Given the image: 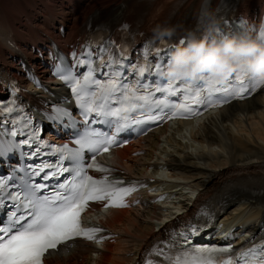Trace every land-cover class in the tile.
Masks as SVG:
<instances>
[{
  "label": "snow or ice",
  "instance_id": "6c2138e0",
  "mask_svg": "<svg viewBox=\"0 0 264 264\" xmlns=\"http://www.w3.org/2000/svg\"><path fill=\"white\" fill-rule=\"evenodd\" d=\"M207 6L206 0L204 7ZM224 25L231 27L227 19ZM127 28V25L122 26L123 30ZM195 31L198 37L202 34L198 26ZM235 31L239 34L242 29ZM215 34L224 35V29L218 26ZM173 36L174 33L169 40ZM257 40L264 42V28ZM186 43V37L178 41V44ZM113 45L112 41L100 45L88 43L80 56L73 53V64L59 58L55 67L53 74L71 90L83 120V128L73 133L75 138L71 145H52L42 140L32 118L14 99L6 104L0 102V160L18 151L21 157H55L54 162L42 160L38 164L12 169L10 174H0V208L7 209L0 218V264H45L48 256L59 252L61 246L71 251L78 241L99 245L107 239L99 236L105 231L103 228L86 226L83 216L95 203L103 202L104 209L128 207L126 198L137 190V182L125 186L123 180L109 179L115 169L97 160L111 148L122 146L118 142L119 133L133 125L202 114L201 106L206 109L228 103L223 93L230 87H235L234 98L242 99L245 93L255 90L252 86L264 84L246 74L239 79L233 74L225 84L217 85L212 91L199 79L165 80L163 71L173 47L162 55L161 50L156 49V59L152 61L148 59L152 48L146 45L144 63H140L139 56L137 62H132L124 50L117 54ZM93 47L97 49L95 53ZM81 67L87 70L78 74L76 69ZM98 72L102 79L97 78ZM30 78L40 86L35 77ZM15 91L18 89L13 85V94ZM156 93H162V97H157ZM181 96L183 100L179 103L170 99ZM13 113L17 115L13 116ZM44 118L51 123L67 120L66 126L73 128L78 124L68 109L58 105L45 112ZM93 125H104L109 131ZM17 136L26 138L17 141ZM25 145L29 152L22 151ZM32 145H36L34 151ZM43 148H48L49 152H43ZM89 170L101 175L97 178L90 175ZM38 177L42 182H37ZM53 179L57 182L47 183ZM197 217H205L209 223L214 218L204 208ZM208 226V223L190 221L179 231L169 232L167 240L153 245L145 254L143 264H264V226L258 237L251 238L239 249H234L231 243L225 246L193 245L191 237L200 236Z\"/></svg>",
  "mask_w": 264,
  "mask_h": 264
},
{
  "label": "bare ground",
  "instance_id": "6f19581e",
  "mask_svg": "<svg viewBox=\"0 0 264 264\" xmlns=\"http://www.w3.org/2000/svg\"><path fill=\"white\" fill-rule=\"evenodd\" d=\"M223 0H207L215 9ZM60 10L57 12L54 4ZM206 0H0V77L19 71L18 59L45 63L29 52L64 27L66 42L80 34L84 18L120 25L144 17L147 29L168 20L180 37L204 11ZM43 11L39 12L40 7ZM264 7V0H241V9ZM57 8V7H56ZM169 15V18H165ZM192 150L194 152H192ZM138 152L136 156L133 154ZM116 162L135 177L152 180L137 208L111 211L105 221L117 234L103 245L77 242L71 251L52 253L47 264H138L148 246L166 229L178 227L206 203L217 211L231 242L257 234L264 226V90L242 103L209 114L194 123L162 128L117 151ZM189 189V190H188ZM153 191V195L150 194ZM164 194L165 201L157 200ZM162 204L166 209L160 207ZM167 219L170 222L163 224ZM157 226L158 229H154ZM217 236V235H215Z\"/></svg>",
  "mask_w": 264,
  "mask_h": 264
},
{
  "label": "clouds",
  "instance_id": "9594fccd",
  "mask_svg": "<svg viewBox=\"0 0 264 264\" xmlns=\"http://www.w3.org/2000/svg\"><path fill=\"white\" fill-rule=\"evenodd\" d=\"M198 37L195 30H185L186 45L178 44L171 52L163 71L164 78L202 80L209 91L225 84L233 74L255 77L264 83V42L251 38L247 31L239 34L216 35L219 21L211 10L198 18ZM156 38L170 37L175 29L157 26Z\"/></svg>",
  "mask_w": 264,
  "mask_h": 264
},
{
  "label": "rangeland",
  "instance_id": "374dc122",
  "mask_svg": "<svg viewBox=\"0 0 264 264\" xmlns=\"http://www.w3.org/2000/svg\"><path fill=\"white\" fill-rule=\"evenodd\" d=\"M54 6H55L56 11L58 12V11L60 10V7L58 6V3H57V4H54ZM56 7H57V8H56ZM42 9H43V7L41 6L39 12H42V11H43ZM192 152H194V151L192 150ZM188 190H189V189H188ZM154 229H155V230L158 229L157 226H155Z\"/></svg>",
  "mask_w": 264,
  "mask_h": 264
}]
</instances>
